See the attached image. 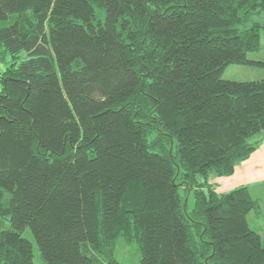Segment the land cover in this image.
Wrapping results in <instances>:
<instances>
[{
    "label": "trees",
    "instance_id": "obj_1",
    "mask_svg": "<svg viewBox=\"0 0 264 264\" xmlns=\"http://www.w3.org/2000/svg\"><path fill=\"white\" fill-rule=\"evenodd\" d=\"M264 0H0V264H264L248 186L264 141ZM194 205L190 208L189 201ZM89 248L99 257L87 251ZM106 260V262H105Z\"/></svg>",
    "mask_w": 264,
    "mask_h": 264
},
{
    "label": "rangeland",
    "instance_id": "obj_2",
    "mask_svg": "<svg viewBox=\"0 0 264 264\" xmlns=\"http://www.w3.org/2000/svg\"><path fill=\"white\" fill-rule=\"evenodd\" d=\"M264 23V19L262 20ZM248 58L252 61H264V30L262 31L261 48L257 52L248 54ZM13 58L7 54L4 59L0 58V77L3 72L11 64ZM223 79L233 81H257L264 79V68L256 65H230L226 68L222 76ZM2 91V85L0 84V92ZM253 157V158H252ZM252 159V160H250ZM244 164L245 168H242L241 164ZM240 167V170H236L231 176H218L216 174L210 175V181L214 184H221V190L224 193L230 192L240 186H248L249 191L254 199L258 201V207L252 210L249 214V223L253 230H257L262 236V242L264 246V141L260 144L249 159L239 163L236 168ZM234 176V177H233ZM246 182V183H244ZM244 183V185H242ZM216 187V185H214ZM218 187V186H217ZM190 208L193 207V199L189 201ZM0 228L9 229V218L0 217ZM23 237L29 240L33 246V263L44 264V259L39 250L38 244L31 233L30 229H26L23 232ZM87 253L100 257V254L94 252L89 248ZM115 258L122 264H140L141 251L139 245L135 241H126L125 239H118L116 248L114 251ZM106 262V260H105Z\"/></svg>",
    "mask_w": 264,
    "mask_h": 264
},
{
    "label": "crops",
    "instance_id": "obj_3",
    "mask_svg": "<svg viewBox=\"0 0 264 264\" xmlns=\"http://www.w3.org/2000/svg\"><path fill=\"white\" fill-rule=\"evenodd\" d=\"M253 158V157H252ZM250 160H252V159H250ZM244 164H246V163H242L241 164V166H242V168H245V166H244ZM240 170V167H238V168H236V173L234 174V176H236V174H237V172ZM233 176V177H234ZM244 183H246V182H244ZM244 183H242V185H244ZM216 190L219 192V193H224V192H222L221 190H223L222 188H221V184H219V183H217L216 182ZM218 186V187H217ZM255 231H257V230H255ZM258 232V231H257ZM259 233V232H258ZM260 234V233H259ZM261 235V234H260ZM261 238H262V236H261Z\"/></svg>",
    "mask_w": 264,
    "mask_h": 264
}]
</instances>
